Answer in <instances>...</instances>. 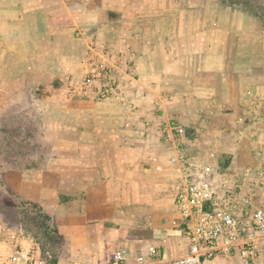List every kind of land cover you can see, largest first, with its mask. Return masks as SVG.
<instances>
[{
  "label": "crops",
  "instance_id": "0c3cea01",
  "mask_svg": "<svg viewBox=\"0 0 264 264\" xmlns=\"http://www.w3.org/2000/svg\"><path fill=\"white\" fill-rule=\"evenodd\" d=\"M99 63L110 77L84 89ZM14 113L33 118L46 150L0 163V189L51 216L64 240L55 264H118L122 248L123 264H168L188 240L175 138L162 128L176 120L190 152L221 170L257 164L264 27L225 20L221 0H0V129ZM9 230L0 223V264L23 239Z\"/></svg>",
  "mask_w": 264,
  "mask_h": 264
},
{
  "label": "built area",
  "instance_id": "2783aa9c",
  "mask_svg": "<svg viewBox=\"0 0 264 264\" xmlns=\"http://www.w3.org/2000/svg\"><path fill=\"white\" fill-rule=\"evenodd\" d=\"M96 76L109 78L110 73L102 63L97 64L82 79L84 89ZM114 87L111 80L99 91L108 96ZM255 122L259 124L261 119ZM162 131L175 138L171 160L178 164L181 176L175 186L174 202L184 218L188 240V253L168 264H202L218 256L239 257L244 264H264V155L257 164L240 171L221 170L212 157L205 160L190 152L182 141L183 128L176 120L166 122ZM127 254V249L122 248L114 259L123 264ZM149 255L158 260L163 256L155 247ZM51 259L52 255L44 254L36 243L17 246L9 255L11 264H54ZM138 260L145 262L146 257L141 255Z\"/></svg>",
  "mask_w": 264,
  "mask_h": 264
},
{
  "label": "rangeland",
  "instance_id": "374dc122",
  "mask_svg": "<svg viewBox=\"0 0 264 264\" xmlns=\"http://www.w3.org/2000/svg\"><path fill=\"white\" fill-rule=\"evenodd\" d=\"M237 1L238 0H221V14L225 20L229 19L230 22H234L238 26L264 27V14L259 15L258 17L254 14L250 17L243 16L238 9L240 8L244 10V7L242 4L238 5ZM233 4H235V8L233 9L236 11L229 10L230 6H234ZM250 4L253 6L260 5L262 6V11H264V0H251ZM26 117L32 118L28 115H25L24 118L21 114L14 113L10 119L11 126L0 129V163L4 162L8 165H12L14 163L22 166L28 165L31 161L18 158L14 160L12 157L16 154L29 155L38 150H46V145L44 146V144H42L44 139H41L40 129L34 127L33 118L27 119ZM15 201V197L8 196L0 189V223L7 225L10 229L9 231L19 233L21 230L23 231V233L21 232V238L23 239L16 242L14 248L27 243L38 244V231L30 227V224L33 225L31 220L28 221L29 223L22 221L21 215H19L17 208L14 205ZM29 228H31V230H29Z\"/></svg>",
  "mask_w": 264,
  "mask_h": 264
},
{
  "label": "trees",
  "instance_id": "16d2710c",
  "mask_svg": "<svg viewBox=\"0 0 264 264\" xmlns=\"http://www.w3.org/2000/svg\"><path fill=\"white\" fill-rule=\"evenodd\" d=\"M241 1V2H240ZM251 0H238L239 4H242L252 14L263 15L262 6L251 5ZM17 203V211L21 215L22 221L26 223L31 220L32 224L30 227L37 230L39 234L38 245L42 249L44 254L52 255V263L57 262L58 253L61 250L64 240L61 234L58 232L57 226L52 222L51 216L46 213L37 203H32L28 201H19L15 197ZM29 223V222H28ZM29 228V230H31ZM27 229V228H26Z\"/></svg>",
  "mask_w": 264,
  "mask_h": 264
}]
</instances>
